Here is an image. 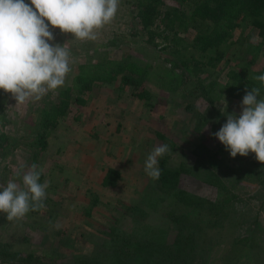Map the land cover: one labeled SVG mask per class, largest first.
Returning a JSON list of instances; mask_svg holds the SVG:
<instances>
[{
  "label": "rangeland",
  "instance_id": "rangeland-1",
  "mask_svg": "<svg viewBox=\"0 0 264 264\" xmlns=\"http://www.w3.org/2000/svg\"><path fill=\"white\" fill-rule=\"evenodd\" d=\"M165 1L186 16L191 14L188 0ZM151 29L155 33L149 40L129 0H119L115 17L98 30L95 40L79 41L70 33L51 29L54 43L70 52L71 71L62 87L70 85L80 63L127 58L150 64L148 81L153 88L146 102L132 97L118 81L95 82L85 102H72L50 128L44 149L30 143L39 129L42 106L57 102L60 88L23 104L3 91L5 130L14 148L0 157V185L14 180L22 186L16 172L27 171L34 162L43 169L40 183L49 187L46 207L38 214L8 221L0 213V239L22 252L45 248L89 252V243L109 225L122 201L139 204L158 194L157 180L145 173V161L155 147L167 144L168 165L186 170L180 186L199 197V204L186 210L184 235L190 264H222L226 250L239 255L233 264H264V163L251 152L231 157L212 135L226 122L227 114L238 116L242 111L243 98L227 96L221 85L229 69H239L246 61L252 60L253 68L264 65V29L240 19L213 66L203 63L215 55L213 50L203 53L192 48L195 31L190 26L178 34L179 54L171 52L173 44L162 22ZM174 60L179 66L173 67ZM170 69L180 74L181 81L170 80L174 88L169 90ZM201 85H207L212 101ZM105 168L120 171L114 187L101 184ZM57 223L59 229L54 227ZM127 247L137 264H156L146 240L134 238ZM0 264H23V260L0 256Z\"/></svg>",
  "mask_w": 264,
  "mask_h": 264
},
{
  "label": "trees",
  "instance_id": "trees-1",
  "mask_svg": "<svg viewBox=\"0 0 264 264\" xmlns=\"http://www.w3.org/2000/svg\"><path fill=\"white\" fill-rule=\"evenodd\" d=\"M188 1L191 8L189 16L165 0H129L135 7L139 24L149 40L155 33L151 27L160 21L170 35L173 44L171 52L179 54L176 47L180 42L178 34L180 30L190 26L195 31L192 48L203 53L207 50L215 52L213 57L207 56V61L203 62L210 66L215 65L216 60L222 57L219 48L230 44L240 19L245 18L254 28L264 29V0ZM176 66L179 65L174 60L173 67ZM149 68L150 64H142L133 59L129 61L127 58L120 62L105 59L78 64L77 73L70 85L60 88L58 101L42 106L39 129L30 144L44 149L50 128L58 124L72 102H85V95L95 82L118 81L129 88L132 97L148 102L152 98L153 88L148 81ZM257 75H264V65L253 68L252 60L246 61L239 69L232 68L227 71L226 82L221 88L227 96L235 99L243 98L246 90L250 91L254 87L260 88V96H264V85L254 79ZM166 77L169 90L174 88L170 86V80L180 78L176 84L181 81L180 74L173 69L169 70ZM206 87L207 85H201L204 95L212 101ZM7 122L4 92L0 89V157L10 154L14 148L13 138L5 130ZM159 168L161 176L157 180L158 194L147 197L139 204L122 201L114 208L116 213L109 225L97 232L95 239L89 243V252H58L47 248L42 251L22 252L13 250L12 243L0 239V256L17 257L23 260V264H137L129 254L127 246L134 238H141L146 240V245L152 247L150 252L156 264H190L188 237L184 235L189 220L186 210L199 204V197L180 186V177L186 171L183 167L169 166L166 156H163L159 158ZM119 178L118 169L105 168L101 184L103 187H114ZM47 200L46 197L45 205ZM42 209L30 211L29 214H38ZM223 252L222 264H233L239 258L232 250Z\"/></svg>",
  "mask_w": 264,
  "mask_h": 264
},
{
  "label": "clouds",
  "instance_id": "clouds-1",
  "mask_svg": "<svg viewBox=\"0 0 264 264\" xmlns=\"http://www.w3.org/2000/svg\"><path fill=\"white\" fill-rule=\"evenodd\" d=\"M119 0H0V89L12 94L17 103L39 101L49 91L64 86L70 68V52L54 43L51 29L70 33L79 41L95 40L98 30L109 24ZM264 85V75L254 77ZM237 116L227 114L226 122L213 133L235 158L254 153L264 163V98L254 87L242 99ZM170 151L167 144L155 147L145 161V173L159 180V158ZM25 166L21 165V169ZM43 169L33 163L18 170L22 186L9 180L0 185V213L8 221L20 220L30 211L46 207L47 183H40ZM59 229L60 225H54Z\"/></svg>",
  "mask_w": 264,
  "mask_h": 264
}]
</instances>
